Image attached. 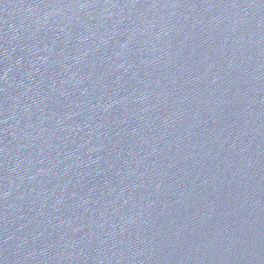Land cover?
<instances>
[{
	"label": "water",
	"instance_id": "obj_1",
	"mask_svg": "<svg viewBox=\"0 0 264 264\" xmlns=\"http://www.w3.org/2000/svg\"><path fill=\"white\" fill-rule=\"evenodd\" d=\"M0 264H264V0H0Z\"/></svg>",
	"mask_w": 264,
	"mask_h": 264
}]
</instances>
